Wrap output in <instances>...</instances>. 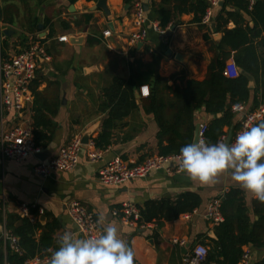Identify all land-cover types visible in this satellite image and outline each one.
<instances>
[{
  "label": "crops",
  "instance_id": "crops-1",
  "mask_svg": "<svg viewBox=\"0 0 264 264\" xmlns=\"http://www.w3.org/2000/svg\"><path fill=\"white\" fill-rule=\"evenodd\" d=\"M141 1L147 18V35L144 41L132 43L129 37L134 29L133 0L129 3L125 0H106L108 15L96 6L97 0H0V57L8 59L32 41H41L50 60H39L35 76L38 90L48 96L53 92L54 95L58 94L59 102L53 116L44 111L55 124L51 127L39 126L51 136L46 147L39 146V155L29 154L22 160H14L4 158L0 153V205L4 211L15 212L20 216H25L19 210L21 204L36 209L37 214L33 215L29 208L28 215L32 222L41 225L36 231V238L43 230V225L55 224L53 244L49 250L58 247L57 240L65 231L83 238L65 209L66 203L75 199L92 211L102 226L114 224L118 228L120 238L135 253L134 264H180L196 243L205 245L208 250L217 240L214 226L218 223H213L206 212L207 204L212 199L218 198L221 205V199L227 191L239 189L245 205L251 211L249 216L252 220L256 218L252 212L255 198L236 186L227 174L213 186H200L184 174H167L163 170L151 171L145 177L117 185L101 183L98 170L113 156L141 161L157 152L158 126L153 115L146 114L142 109V103L148 96L141 94L142 85L134 91L138 109L125 117L122 125L114 130L112 143L103 149L100 159H88L82 148L78 164L73 169L54 170L45 178L34 171L38 161L54 156L75 135L88 133L93 141L107 115V111L100 108L102 88L109 85L114 76L128 78L130 68L135 66V59L148 64L154 61L155 56H159L157 73L171 86H182L188 79L202 80L207 77L208 66L218 55V51L211 46L212 42H218L222 37V32L213 30L214 19L209 25H203L192 21V13L177 12L166 27H161L157 9L160 5L173 8V1ZM222 5L215 9L214 16ZM6 7L13 14L11 24L1 21ZM84 14H90L91 19L86 21L82 16ZM153 23L164 32L155 31ZM226 27L230 29L234 23L230 21ZM107 28L112 33L105 37L102 33ZM62 35H66L68 40L59 41L58 37ZM3 40L8 43L5 47L1 46ZM226 50L231 51V55L234 53L230 47ZM229 60L233 58L230 56L224 64ZM246 75L250 96L243 104L246 109H252L264 95L252 91L254 79ZM143 85L147 86L149 93V85ZM31 93L32 98L25 107L19 112H6L0 118V125L3 122L16 125L29 121L33 132L32 89ZM240 116L236 115L234 120L239 121ZM193 117L196 127L200 122L207 123L213 116L200 109L194 111ZM223 130L228 132L229 129L224 127ZM127 133L132 134V138L121 142V136ZM183 194H190V202L197 200V204L191 211L175 215L174 207L178 205L179 198L183 199ZM147 202L154 203L155 216L140 225L126 223L121 214H113L123 204L139 212ZM221 215L223 217L222 212ZM2 229H6L4 221L0 222V239ZM241 250L242 254L248 252L251 256L248 264L264 259V248L243 244ZM242 254L237 264H241ZM37 264H47V261Z\"/></svg>",
  "mask_w": 264,
  "mask_h": 264
},
{
  "label": "trees",
  "instance_id": "trees-1",
  "mask_svg": "<svg viewBox=\"0 0 264 264\" xmlns=\"http://www.w3.org/2000/svg\"><path fill=\"white\" fill-rule=\"evenodd\" d=\"M165 1H173L174 7L164 5L158 7V23L161 27H166L177 12L192 13V21L200 23L207 6V0ZM125 2L129 3L130 0ZM9 9L6 7L3 10L1 21L11 24L13 14ZM82 16L86 21L91 19L90 14ZM230 21L234 23V27L229 29L226 26ZM213 30L222 32V37L218 42L211 41V46L218 51V55L211 61L208 75L202 80L188 79L182 86L168 85L166 79L157 73L159 56H155L154 61L148 64L135 59V66L130 68V75L126 79L114 76L110 84L101 90L100 108L107 111V115L102 121L100 132L93 137L94 145L105 149L112 143L114 130L118 125H122L125 117L138 109L134 91L143 84L149 85V94L142 103V109L146 114L153 115L158 126L156 154H177L182 146L193 141L195 110L203 109L205 113L213 116L207 122L205 132L207 142L216 143L221 135L227 134L223 130L224 127L228 129L232 127V131L236 129L239 121H235L234 117L238 114L232 111V106L244 103L250 96L246 74L254 79L255 86L252 91L264 95V0H255L251 6L246 0H224L214 16ZM205 37L209 39L207 35ZM7 45V41L3 40L1 46ZM228 47L234 50L232 55L231 51L226 50ZM230 56L240 69L235 77H228L222 73L224 61ZM30 86L34 95V144L46 147L51 136L43 129H39V126L43 128L55 124L53 120L47 118L44 111H48L51 116L56 113L59 106L58 94L54 95L53 92L48 96L39 91L37 77ZM131 138L132 134L127 133L121 136L120 141L126 142ZM182 198V200L179 198L178 205L174 207L175 215L191 211L197 204V200L190 202L192 199L190 194H183ZM153 206V202H147L144 208L139 210L138 225L150 221L155 216ZM220 209L223 220L214 226L217 240L207 250L200 264H237L243 244H251L258 249L264 248V203L256 199L252 201V212L256 218L251 220L249 216L251 211L245 205L241 191L231 188L223 195ZM30 213L36 215L37 210L30 208ZM2 221L6 229L18 237L22 251L21 253L12 251L1 238L0 264H22L35 255L43 257L50 254L47 250L53 244L55 224L43 225V230L36 238V231L41 227L38 222H32L28 216L4 211L0 205V222ZM253 264H264V259Z\"/></svg>",
  "mask_w": 264,
  "mask_h": 264
},
{
  "label": "built area",
  "instance_id": "built-area-1",
  "mask_svg": "<svg viewBox=\"0 0 264 264\" xmlns=\"http://www.w3.org/2000/svg\"><path fill=\"white\" fill-rule=\"evenodd\" d=\"M224 0H207V6L204 14L201 17L200 23L209 25L214 19L215 9L220 6ZM251 6L255 0H246ZM143 4L141 0H133L132 2V24L133 31L130 33V41L132 43L142 42L145 40L147 30L145 23ZM153 29L159 33L164 32L156 23L152 24ZM109 28L103 31V36H110ZM59 41H67L66 35L58 37ZM40 61L48 62L49 54L46 52L44 44L39 40L32 41L26 48L15 53L8 59L0 57V118L8 111H21L27 102L32 98L30 85L36 76V70ZM232 66V69H231ZM225 76L235 77L238 75V67L233 60L225 63L223 72ZM147 88V86H146ZM141 94L148 95V89L145 92L141 86ZM232 110L238 113L239 125L232 131L230 143L235 141L236 136L245 127L254 126L264 119V97H262L258 105L252 109H246L243 103H237L232 106ZM4 121V120H3ZM27 123L7 125L5 122L1 124L0 131V153L4 158L14 160H22L29 154L39 152V147L34 144L32 126L29 121ZM207 128L206 122H200L197 127V138H202L206 141L205 132ZM227 134H223L218 138L217 142H225ZM216 142V143H217ZM84 148L86 156L90 160H97L102 157L103 149L97 148L94 142L89 139L87 144L81 142V135H75L69 142L62 145L57 153L49 159L40 160L36 163L34 171L41 177L45 178L54 170H70L73 169L79 161V153ZM177 154L149 155L141 161L126 160L116 155L109 159L98 170V180L105 185H117L122 182L145 177L149 172L155 170H163L167 174L179 172L176 164ZM33 207L35 205H32ZM30 206L21 204L20 212L28 216ZM65 209L67 215L74 223L77 232L83 238H88L98 234L99 226H102L95 214L90 211L82 202L78 200H70L66 203ZM39 212H42L39 209ZM207 217L213 223H219L223 220L220 212V200L212 199L207 204ZM114 215L121 214V218L126 223H137L139 212L133 210L130 205L123 204L120 210L114 211ZM188 217V214L184 215ZM1 237L3 243L14 251L21 253V248L18 244V237L7 229H2ZM207 254V248L201 243H196L190 251L183 257L180 264H200ZM49 256L35 255L32 258L26 259L22 264H37L40 261H48ZM251 256L248 252H244L241 258V264H248Z\"/></svg>",
  "mask_w": 264,
  "mask_h": 264
},
{
  "label": "clouds",
  "instance_id": "clouds-1",
  "mask_svg": "<svg viewBox=\"0 0 264 264\" xmlns=\"http://www.w3.org/2000/svg\"><path fill=\"white\" fill-rule=\"evenodd\" d=\"M175 159L179 173L200 186H213L227 174L236 186L264 203V121L246 126L230 144L197 138L182 146ZM57 245L47 250V264H134L133 249L114 224L99 226L98 234L88 238L65 231Z\"/></svg>",
  "mask_w": 264,
  "mask_h": 264
},
{
  "label": "water",
  "instance_id": "water-1",
  "mask_svg": "<svg viewBox=\"0 0 264 264\" xmlns=\"http://www.w3.org/2000/svg\"><path fill=\"white\" fill-rule=\"evenodd\" d=\"M222 3H223V1L220 3V5H222ZM96 6L98 8H101L107 15L109 14V10L106 6V0H97ZM238 70H240V69L238 68ZM1 127L2 126L0 125V131H1ZM197 127H198V124L195 127L193 142L197 139ZM231 135H232V127H230L228 132H227V136H226V140H225L226 143H229V141L231 139ZM89 139H90V137H89L88 133H85L81 136V142L83 144H87L89 142ZM34 154H35V156L39 155L38 152L34 153ZM41 218H43V216H41Z\"/></svg>",
  "mask_w": 264,
  "mask_h": 264
},
{
  "label": "rangeland",
  "instance_id": "rangeland-1",
  "mask_svg": "<svg viewBox=\"0 0 264 264\" xmlns=\"http://www.w3.org/2000/svg\"><path fill=\"white\" fill-rule=\"evenodd\" d=\"M106 37H107V36H106ZM231 69H232V66H231ZM140 90H142L141 87H140ZM140 92H141V91H140ZM140 92H139V93H140ZM148 94H149V93H148ZM140 95H141V94H140Z\"/></svg>",
  "mask_w": 264,
  "mask_h": 264
}]
</instances>
